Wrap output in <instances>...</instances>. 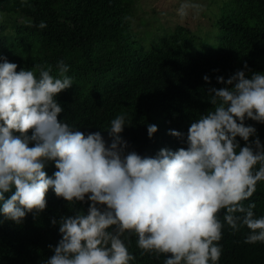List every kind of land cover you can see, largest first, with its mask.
Instances as JSON below:
<instances>
[{
	"label": "clouds",
	"instance_id": "obj_1",
	"mask_svg": "<svg viewBox=\"0 0 264 264\" xmlns=\"http://www.w3.org/2000/svg\"><path fill=\"white\" fill-rule=\"evenodd\" d=\"M188 7L177 10L181 18ZM18 67L0 54V224L38 216L49 190L72 205L71 214L51 218L60 239L48 245L53 254L44 264H130L131 236L141 255L166 254L164 264H218L225 223L233 233L246 226L245 243H264V216L256 217L255 202L243 203L264 182V143L246 123L264 124V72L245 61L227 79L217 76L224 86L207 91L213 110L186 134L168 130L187 146L142 156L122 136L124 115L103 130L107 140L59 119L57 96L73 86L69 65L60 61L57 76L51 65L35 64L38 76ZM203 79L211 84L208 75ZM157 131L147 125L150 139ZM47 161L57 169L51 176Z\"/></svg>",
	"mask_w": 264,
	"mask_h": 264
},
{
	"label": "trees",
	"instance_id": "obj_2",
	"mask_svg": "<svg viewBox=\"0 0 264 264\" xmlns=\"http://www.w3.org/2000/svg\"><path fill=\"white\" fill-rule=\"evenodd\" d=\"M132 1L0 0V13L15 16L7 46L13 56H20L17 70L26 68L38 76L35 64L51 65L52 75L57 76L53 62L61 56L69 65L66 75L73 78V84H88L87 92H80L74 106L68 89L57 96L64 108L59 119L85 134L101 131L107 140L108 134L103 130L117 115H124L129 125L122 136L142 156H153L161 147L175 150L187 146L169 135L168 130L186 134L194 119L213 110L207 91L210 86H224L217 82V76L227 79L242 69L245 61L252 71L264 72V0L231 1L226 6L228 13L217 21L219 45H208L199 54L192 52L185 28L180 25L156 46L143 49L130 33ZM46 10H58L69 28L74 22L77 24L73 53L38 27ZM213 52L219 56L212 58ZM204 75L210 77L211 84L204 81ZM91 96L105 105L102 112ZM246 123L257 128L264 143V124L251 120ZM148 124L158 126L152 139L147 135ZM45 170L51 176L57 169L49 161ZM47 201V209L35 218L29 213L20 225L8 220L0 224V264H44L53 254L48 245H55L54 238L60 234L59 225L52 226L51 218L71 214L72 205L67 207L52 190ZM250 202H255L256 217L264 216V182H259L254 195L243 203L247 207ZM87 206L77 205L85 210ZM220 219L223 221V211ZM222 231L218 264H264V243H245L250 231L246 226L233 233L225 223ZM136 240V236H131L130 242L125 240L136 257L130 264H164L166 254H160L158 259L154 253L141 255Z\"/></svg>",
	"mask_w": 264,
	"mask_h": 264
},
{
	"label": "rangeland",
	"instance_id": "obj_3",
	"mask_svg": "<svg viewBox=\"0 0 264 264\" xmlns=\"http://www.w3.org/2000/svg\"><path fill=\"white\" fill-rule=\"evenodd\" d=\"M233 0H133L131 4L130 33L143 49H150L157 45L163 37L173 33L177 26L185 28L188 44L193 53L199 54L207 50L208 45L218 46L220 43V29L217 21L221 16L228 13L227 5ZM236 1V0H234ZM181 5H189L187 15L181 18L177 10ZM260 9V8H259ZM264 14V2L261 6ZM0 54L7 57L10 62L18 63L20 56H13L8 51V39L13 34L12 26L15 20L13 14L0 13ZM62 16L58 10H46L43 21L46 28L41 29L46 34H51L66 47L69 53L75 51V29L65 26ZM211 53V52H210ZM218 52L211 54L212 58L218 57ZM63 58L60 56L53 65H58ZM88 84H73L69 88L71 105H75L80 92L85 91ZM95 96H91L94 100ZM98 111L102 112L105 105L100 100H94ZM49 161L46 162V165ZM3 219L0 214V220ZM60 236H55L58 242Z\"/></svg>",
	"mask_w": 264,
	"mask_h": 264
}]
</instances>
